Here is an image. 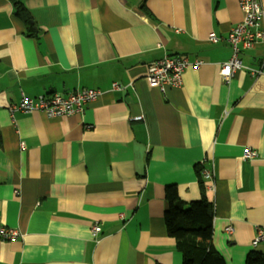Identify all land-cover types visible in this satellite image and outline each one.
<instances>
[{
  "label": "crops",
  "instance_id": "crops-1",
  "mask_svg": "<svg viewBox=\"0 0 264 264\" xmlns=\"http://www.w3.org/2000/svg\"><path fill=\"white\" fill-rule=\"evenodd\" d=\"M17 1L35 28L0 0V226L22 236L0 240V264H183L165 189L200 200L203 159L215 249L226 264L264 253L252 247L264 229V44L240 55L261 75L240 69L223 85L219 70L244 17L238 0ZM165 55L203 64L179 88H148V65ZM79 89L102 92L82 113L9 112L22 94ZM249 148L257 157L243 158Z\"/></svg>",
  "mask_w": 264,
  "mask_h": 264
},
{
  "label": "built area",
  "instance_id": "built-area-1",
  "mask_svg": "<svg viewBox=\"0 0 264 264\" xmlns=\"http://www.w3.org/2000/svg\"><path fill=\"white\" fill-rule=\"evenodd\" d=\"M241 10L244 14L242 22L237 24L226 37L227 44L232 49L231 58L222 63L220 68V79L223 85L229 84L235 73L240 69H247L253 77L262 74V69L244 66L241 60V53L244 49H250L255 44H264V10L262 0H238ZM212 44H218L222 40L215 33H211L208 38ZM203 62L199 60L191 61L186 56L165 55L163 58L148 65L146 75L144 76L145 86L148 88H158L164 92L167 88H179L183 83V75L189 67L198 69ZM220 82V83H221ZM113 91H123L125 88L120 84H113ZM102 94L100 90L79 89L66 95L53 93L38 98H30L22 94L18 101L9 107V112L14 116L17 112L30 114L34 111H40L49 118H58L63 116H72L82 113L86 105L96 101ZM143 116L134 117V121H143ZM257 157V152L246 149L245 159ZM207 162L203 159L201 166ZM204 179L213 184V176L206 168L202 171ZM231 229L229 228L228 231ZM101 232L99 226L92 227V235L97 238ZM257 237L252 242L253 248H258L264 242V229H260ZM22 236L21 232L15 228L0 226V240L15 241Z\"/></svg>",
  "mask_w": 264,
  "mask_h": 264
},
{
  "label": "trees",
  "instance_id": "trees-1",
  "mask_svg": "<svg viewBox=\"0 0 264 264\" xmlns=\"http://www.w3.org/2000/svg\"><path fill=\"white\" fill-rule=\"evenodd\" d=\"M16 16L27 27L28 33L34 36L35 22L24 4L11 0ZM204 167L196 166L201 190L198 201L185 202L180 199L177 186H166V210L164 219L168 234L176 240L177 250L183 256V264H226L222 255L212 242L214 204L208 198V182L203 177ZM245 264H264V253L254 250L247 255Z\"/></svg>",
  "mask_w": 264,
  "mask_h": 264
}]
</instances>
